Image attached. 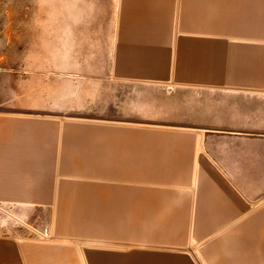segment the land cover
<instances>
[{
	"label": "rangeland",
	"instance_id": "1",
	"mask_svg": "<svg viewBox=\"0 0 264 264\" xmlns=\"http://www.w3.org/2000/svg\"><path fill=\"white\" fill-rule=\"evenodd\" d=\"M263 206L264 0H0V264H264Z\"/></svg>",
	"mask_w": 264,
	"mask_h": 264
},
{
	"label": "crops",
	"instance_id": "2",
	"mask_svg": "<svg viewBox=\"0 0 264 264\" xmlns=\"http://www.w3.org/2000/svg\"><path fill=\"white\" fill-rule=\"evenodd\" d=\"M134 12H137L136 11V9H134L133 10V13ZM261 216V217H260ZM260 216L258 215L257 217H256V219L257 220H261L262 221V223L264 224V206L262 207V209H261V214H260ZM260 217V218H259ZM254 214L251 216V220L252 221H254ZM248 219H250V218H248ZM261 237H264V227L262 228V231H261V233H258Z\"/></svg>",
	"mask_w": 264,
	"mask_h": 264
}]
</instances>
